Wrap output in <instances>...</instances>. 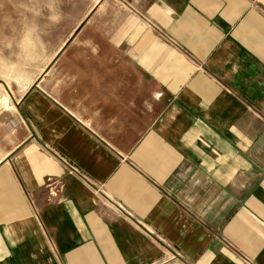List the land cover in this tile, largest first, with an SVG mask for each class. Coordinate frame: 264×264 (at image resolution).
<instances>
[{
	"label": "crops",
	"instance_id": "1",
	"mask_svg": "<svg viewBox=\"0 0 264 264\" xmlns=\"http://www.w3.org/2000/svg\"><path fill=\"white\" fill-rule=\"evenodd\" d=\"M74 23L0 74V264H264V0Z\"/></svg>",
	"mask_w": 264,
	"mask_h": 264
},
{
	"label": "rangeland",
	"instance_id": "2",
	"mask_svg": "<svg viewBox=\"0 0 264 264\" xmlns=\"http://www.w3.org/2000/svg\"><path fill=\"white\" fill-rule=\"evenodd\" d=\"M62 1L69 2L64 9L68 15L58 8L63 4H54ZM97 1L0 0V74L11 81L22 76H29L30 80L36 77L38 65L52 57L47 54V47L61 45L68 35L66 30L73 28L83 10L89 11ZM56 10L59 12L53 15L51 12ZM23 67L30 70L21 71Z\"/></svg>",
	"mask_w": 264,
	"mask_h": 264
}]
</instances>
